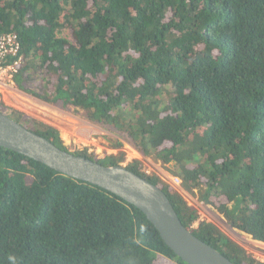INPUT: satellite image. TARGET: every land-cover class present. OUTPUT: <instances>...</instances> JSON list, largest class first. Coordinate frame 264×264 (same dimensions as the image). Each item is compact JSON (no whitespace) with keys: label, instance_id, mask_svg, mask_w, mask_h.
Returning <instances> with one entry per match:
<instances>
[{"label":"trees","instance_id":"trees-1","mask_svg":"<svg viewBox=\"0 0 264 264\" xmlns=\"http://www.w3.org/2000/svg\"><path fill=\"white\" fill-rule=\"evenodd\" d=\"M10 32L17 91L174 162L183 191L264 244V0H0ZM0 112L62 151L124 166L160 188L194 237L235 264H264L141 160L123 165L121 143L98 157L1 100ZM0 264L186 263L135 207L0 147Z\"/></svg>","mask_w":264,"mask_h":264},{"label":"water","instance_id":"water-1","mask_svg":"<svg viewBox=\"0 0 264 264\" xmlns=\"http://www.w3.org/2000/svg\"><path fill=\"white\" fill-rule=\"evenodd\" d=\"M0 147L45 165L62 176L98 187L135 207L164 244L186 264H235L194 237L181 224L160 188L124 166H103L62 151L1 112Z\"/></svg>","mask_w":264,"mask_h":264},{"label":"rangeland","instance_id":"rangeland-1","mask_svg":"<svg viewBox=\"0 0 264 264\" xmlns=\"http://www.w3.org/2000/svg\"><path fill=\"white\" fill-rule=\"evenodd\" d=\"M57 36L72 42L68 30L59 31ZM10 88L13 89L12 92L8 89L4 92L5 99H0L6 106L57 129L59 134L69 142L68 145L71 150L87 148L90 154L102 157L104 155L116 154L119 149H113L112 145L117 142L121 143L123 146L122 150L125 153V162L123 165L130 163L134 159L141 160L146 174H155L163 182L171 185L180 192L188 205L197 210L198 221L213 224L231 240L240 244L253 259L261 263L264 261V244L252 240L250 236L238 230H231L229 226L222 222V216L216 210L204 205L198 200L197 196H192L181 190L180 180L174 178L170 173L175 167L174 162L162 166L159 161H155L151 157H142L135 150L130 140L110 131L108 128H103L88 122L83 117V111L80 109L68 107L64 111L54 105H47L24 95L15 89V85ZM176 180L179 181L178 184ZM238 203L239 199L237 200ZM197 222L194 226H197Z\"/></svg>","mask_w":264,"mask_h":264},{"label":"built area","instance_id":"built-area-1","mask_svg":"<svg viewBox=\"0 0 264 264\" xmlns=\"http://www.w3.org/2000/svg\"><path fill=\"white\" fill-rule=\"evenodd\" d=\"M20 41L16 33L0 34V99L8 89L12 92L13 77L21 62ZM177 184L179 183L178 180ZM194 226V225H193ZM196 227V226H194Z\"/></svg>","mask_w":264,"mask_h":264},{"label":"crops","instance_id":"crops-1","mask_svg":"<svg viewBox=\"0 0 264 264\" xmlns=\"http://www.w3.org/2000/svg\"><path fill=\"white\" fill-rule=\"evenodd\" d=\"M1 98L4 100V99H5V95H3ZM181 190H182V189H181Z\"/></svg>","mask_w":264,"mask_h":264}]
</instances>
